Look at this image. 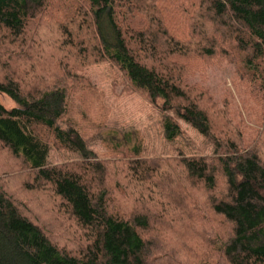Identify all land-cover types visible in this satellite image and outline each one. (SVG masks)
<instances>
[{"label":"trees","instance_id":"obj_1","mask_svg":"<svg viewBox=\"0 0 264 264\" xmlns=\"http://www.w3.org/2000/svg\"><path fill=\"white\" fill-rule=\"evenodd\" d=\"M172 1L0 0V264H264V112L250 143L189 82L227 59L264 110V0H185V33ZM50 45L114 65L163 113L169 142L184 121L214 150L146 158L141 134L106 127L107 107L101 123L82 117L89 136L71 111L92 87L63 59L45 67ZM51 146L81 161L51 166Z\"/></svg>","mask_w":264,"mask_h":264},{"label":"rangeland","instance_id":"obj_2","mask_svg":"<svg viewBox=\"0 0 264 264\" xmlns=\"http://www.w3.org/2000/svg\"><path fill=\"white\" fill-rule=\"evenodd\" d=\"M172 2L173 4L170 2V6L168 5L170 18L177 23L178 29L185 33L187 32L185 28L186 15L179 10L180 7L183 9L185 6V0ZM55 29L57 27L53 24L40 29V32L47 37L46 43L51 42ZM43 51L45 61L42 63L45 67H49L51 64L57 65L56 62L63 59L70 64V70L74 67V74L77 77H81L85 84L92 87L91 90L86 89L74 97L71 111L72 119L77 120L85 129L84 131L88 130L89 136L93 135V131L91 128L89 129V125L82 123V117H87L90 123H101L103 119L100 117L104 116L103 110L104 107H107L105 109L107 112L106 127L141 134L145 139L143 155L146 158H173L177 157L179 153L189 156L210 155L214 150L206 138L184 121H180L183 134L175 141L169 142L165 138L162 128L163 113L151 105L139 91L132 88L123 73L114 65L108 62H94V60L75 61L71 57L64 59L61 51L58 52V49L55 50L51 45ZM193 64L196 66L201 62L195 58L192 61ZM36 67L41 69L38 65ZM51 69L55 70L54 67ZM58 73L62 72L59 70ZM189 82L198 83L208 90L220 103L219 105L229 109L231 119L237 122L240 125L238 128L242 127V131L245 132L246 141L257 143L263 132L260 118L264 110L251 94L248 86L238 80L235 64L218 57L204 73L199 71L196 75L189 77ZM2 102L7 107L14 105L13 101L6 96L2 97ZM62 126L65 125L62 124ZM88 145L100 159L111 158L109 157V147H106L100 140H92ZM0 153H2L1 150ZM2 155L0 165L4 164L7 159L3 153ZM77 161H81L79 154L51 146L49 156L51 166ZM23 197L25 198V196ZM32 210L36 211L37 209L33 208Z\"/></svg>","mask_w":264,"mask_h":264}]
</instances>
